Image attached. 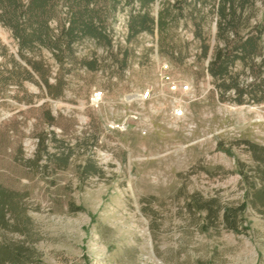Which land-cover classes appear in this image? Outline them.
<instances>
[{"label": "rangeland", "instance_id": "1", "mask_svg": "<svg viewBox=\"0 0 264 264\" xmlns=\"http://www.w3.org/2000/svg\"><path fill=\"white\" fill-rule=\"evenodd\" d=\"M218 1L156 0L150 12L164 13L166 27L132 35L131 17L146 10L119 0L106 13L111 47L85 38L63 63L46 48L25 50L27 60L45 62L51 85L64 82L57 98L0 23V185L13 194L0 248L26 250V259L5 264H264V215L251 203L242 233L228 230L222 214L212 221L189 207L194 195L223 206L250 202L240 164L260 184L245 142L264 146V101L246 94L240 105L234 91L221 100V81L208 72L225 46ZM249 1L243 37L264 24V0ZM59 11L64 22L67 7ZM263 59L264 49L253 70L236 62L242 86L259 84ZM93 60L95 71L84 66ZM95 91L103 92L98 105ZM176 109L185 115L176 118ZM92 164L99 173H88Z\"/></svg>", "mask_w": 264, "mask_h": 264}, {"label": "trees", "instance_id": "2", "mask_svg": "<svg viewBox=\"0 0 264 264\" xmlns=\"http://www.w3.org/2000/svg\"><path fill=\"white\" fill-rule=\"evenodd\" d=\"M136 0H127V5L134 4ZM141 7L146 10L138 16L131 17L130 30L132 35L141 32H154L157 26L161 31L166 27V15L161 13L158 18L153 16L150 9L156 0H138ZM249 0H219L217 2V13L219 14L217 38L225 42L224 47L215 49L212 59L209 62L208 72L219 84L221 91V100H225L229 92L234 91V99L238 104L244 103V96L251 95L257 101H264V59L258 66L260 73L259 84H250L242 86L238 74H233L238 60L249 64L254 69V57L262 55L264 49V24L256 27V30L247 37H243L239 32V22ZM119 0H0V23L9 28L14 38L17 40L20 49V56L27 61L33 71L39 74L47 87L49 94L54 97H60L63 92L64 82L59 80L56 86L49 83L50 70L44 61L27 60L24 57V51H34L37 47H43L57 57L60 63H63L64 56L73 55L72 47L76 42H81L85 38H92L98 42H105L108 47L112 46V39L107 32L105 19L107 11L115 10ZM67 7L66 19L62 22L60 18V7ZM57 21L58 28L52 27L51 23ZM233 32L235 38L231 39L228 34ZM210 48L205 46L203 49L204 57L209 55ZM84 66L91 71L98 69L96 60L84 62ZM25 80L34 81V77L29 70H25ZM254 72V71H253ZM255 73V72H254ZM13 75V76H12ZM13 72L10 77H15ZM17 77V76H16ZM23 80L18 82L21 86ZM260 95V96H259ZM47 120L53 123L54 118L47 113ZM256 162L254 173L257 175L260 184L249 182V175L240 164V173L247 183L249 190L247 199L238 206L221 205L217 200H204L198 195L192 196L189 203L191 209L207 212V218L212 221H218L222 214L225 227L235 233L247 232L249 225H244L246 219L244 214L248 204L260 211L264 215V146L245 142ZM89 174L99 173L98 168L92 164L87 167ZM13 194L8 192L0 185V232L8 228L7 213L12 211L10 199ZM2 249V250H1ZM0 252H5L6 258H1L0 264H5L13 255L24 257L25 249L22 247L14 248L5 245L0 248Z\"/></svg>", "mask_w": 264, "mask_h": 264}, {"label": "built area", "instance_id": "3", "mask_svg": "<svg viewBox=\"0 0 264 264\" xmlns=\"http://www.w3.org/2000/svg\"><path fill=\"white\" fill-rule=\"evenodd\" d=\"M165 79L167 81H170L169 76H165ZM170 83L173 84V82H171V81H170ZM184 90H189V86H185ZM149 95H150V92H146L141 97L144 100V99L148 98ZM102 98H103V92L102 91H95L91 96V104L92 105H98L102 101ZM184 115H185V112L182 109H176L175 110V117L176 118H182Z\"/></svg>", "mask_w": 264, "mask_h": 264}]
</instances>
